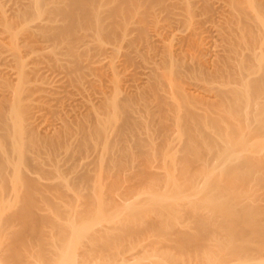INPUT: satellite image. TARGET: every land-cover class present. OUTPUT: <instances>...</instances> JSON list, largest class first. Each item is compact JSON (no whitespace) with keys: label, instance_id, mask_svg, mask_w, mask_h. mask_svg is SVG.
<instances>
[{"label":"bare ground","instance_id":"1","mask_svg":"<svg viewBox=\"0 0 264 264\" xmlns=\"http://www.w3.org/2000/svg\"><path fill=\"white\" fill-rule=\"evenodd\" d=\"M210 1L27 0L21 18L35 13L42 22H22L24 44L10 31L11 20L4 21L15 37L10 54L19 67L4 69L0 88V264H264V0H232L219 17L214 12L195 21L198 11H214ZM160 10L179 16V28L156 33L159 51H138L153 58L145 70L115 67V97L103 98L115 114L103 118L105 109L90 98L86 110L68 105L70 115L61 102L69 114L58 118L59 130L46 128L52 136L40 139L37 116L29 111L36 90L14 82L27 74L22 49L31 42H67L72 58L82 33L103 46L114 26H126L127 36L132 19L151 15L155 21ZM47 44L33 54L60 55ZM215 61L219 66L207 72ZM198 78L202 87L186 86L185 80ZM26 91V98L13 99ZM40 144L65 145L75 157L94 160L78 183L64 178L68 165L57 170L58 178H34L36 159L29 153Z\"/></svg>","mask_w":264,"mask_h":264},{"label":"rangeland","instance_id":"2","mask_svg":"<svg viewBox=\"0 0 264 264\" xmlns=\"http://www.w3.org/2000/svg\"><path fill=\"white\" fill-rule=\"evenodd\" d=\"M167 1V4L169 5L170 3H175L176 2V0H166ZM197 1V0H196ZM201 1H203V0H198V2H201ZM212 1V2H211ZM210 2L211 3H213L212 4V13H208V12H205L204 14H202V12L200 13V11H198V15H197V17L195 18V21L196 20H198V19H201V18H206V17H212V16H215V14H217L216 16H220L219 15V13H221V11L223 10V11H227L229 8H231V6H229V5H227V4H229L230 2L229 1H232V0H211ZM222 1V2H221ZM223 1H225V2H223ZM2 2V3H1ZM25 3H28L27 2V0H0V41H4L3 43L2 42H0V88L2 87V86H5V82H4V78L6 77L5 75H3V72L5 71V70H7V68L8 69H12V66H13V69H15V68H18L19 67V63L16 61V60H14L13 58H12V56H11V54L13 55L15 52H16V47H15V45H14V43H13V39L15 38L14 36V38H12V35H10V31L13 33L14 32V34L13 35H18L17 37H18V42H19V40H21L20 41V43L22 44H24V40H27V31L25 30V32H24V30L23 29H21L22 27H23V25L24 24H22V22H24V21H26V22H24V23H26V25H30V26H37L38 25V23H41L42 22V20H40V19H35V13H30V14H28L29 16L27 17V20H25L24 19V17L23 18H21V13H20V6H22V4H24L25 5ZM112 3H114V2H112ZM116 3V2H115ZM111 4V7H112V10L113 9H115L116 8V4ZM225 3V4H224ZM202 4V3H201ZM204 4V3H203ZM223 5V6H222ZM225 5H226V7H225ZM110 6V4H108V7ZM222 6V7H221ZM227 6H229V8L227 7ZM110 7V8H111ZM115 7V8H114ZM215 7V8H214ZM109 8V9H110ZM147 8V7H146ZM217 8V9H216ZM203 9V8H202ZM216 9V10H215ZM184 10H185V7H184ZM178 11H180L181 12V10H178ZM178 11H175L176 13L178 12ZM217 11V12H216ZM222 11V12H223ZM16 12V13H15ZM214 12H215V14H214ZM159 13V14H158ZM166 13H168V12H166V11H162V10H160V11H158L157 12V17H158V19L156 18V23L154 24V18L152 17L151 18V15L149 16V17H146L145 19H142L141 18V20H140V18H135V19H132V20H135V21H130V22H132L131 23V25L128 27V28H130V29H128V32H127V36L126 35H124L126 32H124V29H126L125 27L126 26H121V28L119 27V26H114V27H116V28H112V29H114V30H112L111 31V37H108L107 36V38H106V40L105 39H103V37H102V39L103 40H105L104 41V43L102 44L103 46H101V44L100 45H98L99 43H102V42H100L99 41V43H98V41L96 42V47L100 50H98L96 47H95V45H94V43L95 42H91V37H90V39H88L89 37L87 36L86 38H85V36L86 35H84L83 33L81 34L82 35V37L84 36V40L82 39L81 41H80V45H76V47H74L73 48V55H75V56H71L72 58H70V56L68 55L69 53L67 52V50L69 51V47H71V45L69 46V45H67L68 43L67 42H61V43H59V42H56V43H59V44H57V47L55 46L56 44H55V42L53 41V42H49V44H47V43H45L44 41L43 42H41L42 44H37V42H31L30 44H28V46H26L27 48H23L22 49V52H24V54H27L28 55V57L29 58H27V61L26 62H24L25 64H24V66L26 65V67L27 68H25V70H26V72H27V74H26V77H25V79H23V81L21 80V79H19V78H17V77H14V82L16 83V84H19L20 82H21V85H23L24 83H25V85L26 86H30V89H31V87H32V89H35L36 91L34 92V93H31L32 95H30V93H29V91L27 92L26 91V94H23L24 92H18L17 94H16V96L14 95L13 96V99H17V100H19V99H24V98H26L27 96H31L32 97V99H31V97H30V99L32 100V102H31V106H30V108H29V111L31 112V113H33L34 114V116L36 117V121L38 122L37 123V128H36V131H37V133L38 132H40V133H38V135L40 136L39 138L40 139H42L43 137V139H45V137L47 138V137H49V135L50 136H52V134H51V132L50 131H53L52 129H54V127L57 129V130H59L58 129V127H60V126H58V125H61V120H58V118H63L62 116H64L65 118H66V116L69 114H66V113H64L66 110L67 111H70V110H68L69 108V106H70V104H72L73 105V107L75 106H78L79 108L77 109V110H82L83 108V110H86V108H85V105H86V99L87 100H89L90 98L91 99H93L96 103H97V106H100L101 105V109H105L106 110V108H107V110L105 111H103V110H100V111H103V118H109V117H111V116H113L114 114H115V109L114 108H111V107H105L106 106V104H105V106H103L104 104H103V98L105 99V97H111V94H112V97H115V94L113 95V91H114V89L113 88H115V87H112V89H111V86H116L115 84L116 83H111V82H114V70H115V67H117V69H119V67L121 68L120 70L121 71H123V70H125L126 68V70H129L130 71V69H131V71L130 72H134L135 70L136 71H143V70H145V68H148L149 66H148V64L150 65L153 61H152V59L153 58H151L150 56H148L147 58H149V60H147V58H145L146 56H141L142 54H143V51H144V53L146 52V50H147V47H152V49H154L155 51L157 50V51H159V48H160V43H159V38H158V36H157V34L156 33H158V31L160 32H162L163 30V32L165 33V31L166 32H168L170 29L171 30H173V28L174 29H177V27L179 28V25H178V23H176L177 22V20H175L174 18H178L176 15H174V14H171L170 12L168 13V14H166ZM208 13V14H207ZM200 14V15H199ZM202 15V16H201ZM207 15V16H206ZM161 16V17H160ZM166 16V17H165ZM174 16H176V17H174ZM3 17V18H2ZM10 17V18H9ZM173 19H172V18ZM16 18V19H15ZM160 18V19H159ZM8 19V20H7ZM167 19V20H166ZM10 21V22H8V23H13V25L11 24V29H12V27H13V29L12 30H8V29H6V27H5V23L6 22H4V21ZM163 20V21H162ZM166 20V21H165ZM173 20H175L174 22H173ZM45 23L47 22V21H45V20H43ZM66 21H68V20H66ZM118 21H119V19H118ZM153 21V22H152ZM162 21V23H159V22H161ZM172 21V22H171ZM1 22H2V24H1ZM4 23V24H3ZM22 25H21V24ZM67 22H62L61 24H63V25H65ZM139 23V24H138ZM165 23V24H164ZM172 23V24H171ZM20 24V25H19ZM135 24V25H134ZM136 24H137V26H136ZM163 24V25H162ZM182 24V23H181ZM3 25V26H2ZM155 25V26H154ZM160 25V26H159ZM178 25V26H177ZM157 26V27H156ZM166 28H165V27ZM174 26V27H173ZM185 26H186V23H184L183 25H180V28L182 27V29L181 30H184L185 29ZM168 27V28H167ZM4 28V29H3ZM15 29V30H14ZM115 29H117V30H115ZM119 29H121V30H119ZM161 29V30H160ZM23 31V33H22V31ZM19 31H21V33L19 32ZM120 31H122L123 32V34H122V32L120 33ZM132 31V32H131ZM130 32V33H129ZM18 33V34H17ZM134 35H133V34ZM4 35V36H3ZM120 35V36H119ZM146 35V36H145ZM102 36H106V35H102ZM122 36V37H121ZM157 36V37H156ZM125 37H127V38H125ZM9 38V39H8ZM12 38V39H11ZM26 38V39H25ZM117 38H118V40H117ZM134 38V39H133ZM88 39V40H87ZM154 39V40H153ZM214 39H216L217 40V42H216V40H214ZM213 39V41H215V42H213L214 44H211L212 46H211V48H212V50H214V52H217L218 51V44H219V42H220V39L219 38H214ZM219 39V40H218ZM121 40V41H120ZM131 40V41H130ZM12 41V42H11ZM24 41V42H23ZM119 41V42H118ZM129 41V42H128ZM108 42V43H107ZM109 42L112 44H110L109 45ZM118 42V43H117ZM158 42V45H154V43H157ZM43 43H45V44H47V46H49L50 47V49H52L53 50V47H54V50L58 53V50H59V54L60 55H57V57H56V55L55 56H53V55H41L40 54V56L38 55V54H33V50L34 49H38V48H40V45H43V47L45 46V44H43ZM79 43V42H78ZM77 43V44H78ZM83 43V44H82ZM91 43V44H90ZM98 43V44H97ZM8 44V45H7ZM54 45V46H52V45ZM117 44V45H116ZM120 44V45H119ZM122 44V45H121ZM130 44V45H129ZM152 44V45H151ZM39 45V46H38ZM84 45V46H83ZM115 45V46H114ZM23 46V45H22ZM66 46V47H65ZM80 46V47H79ZM82 46V47H81ZM88 46V47H87ZM101 48H100V47ZM114 46V47H113ZM155 46V47H154ZM157 46V47H156ZM15 47V48H14ZM52 47V48H51ZM66 48V49H64V48ZM103 47V48H102ZM107 47V48H106ZM113 47V48H112ZM116 47V48H115ZM119 47V48H118ZM127 47H128V49H127ZM80 48V49H79ZM91 48V49H90ZM96 48V49H95ZM106 48V49H105ZM122 48V49H121ZM216 48V49H215ZM60 49H62V50H60ZM89 49V50H88ZM102 49V50H101ZM109 49V50H108ZM87 50V51H86ZM97 50V51H96ZM103 50H104V52H103ZM107 50H108V52H107ZM111 50H112V52H111ZM113 50H115L114 52H113ZM121 50V51H120ZM142 50V51H141ZM216 50V51H215ZM27 51V52H26ZM61 51V52H60ZM128 51V52H127ZM140 53H142V54H140ZM63 52V53H62ZM65 52V53H64ZM99 52H102V53H99ZM132 54H131V53ZM137 52V53H136ZM1 53H2V55H1ZM4 53V54H3ZM11 53V54H10ZM66 53H67V56H69V57H67L66 56ZM96 53V54H95ZM98 53V54H97ZM103 53L105 54V55H103ZM108 53V54H107ZM50 54V53H49ZM31 55V56H30ZM61 55H63L64 57H65V59H64V57L63 56H61ZM76 55H77V57H76ZM97 55V56H96ZM117 55V56H116ZM119 55V56H118ZM140 55V56H139ZM6 56V57H5ZM41 56H44V57H41ZM51 56V57H50ZM53 56V57H52ZM80 58H79V57ZM111 56H113V57H111ZM114 56H115V58H114ZM30 57H32V58H30ZM61 57H63V58H61ZM102 57V58H101ZM124 57V58H123ZM43 58V59H42ZM53 58V59H52ZM61 58V59H60ZM76 58H78V59H76ZM100 58L102 59L101 61H102V63H99V61H100ZM121 59V60H120ZM6 60V61H5ZM11 60V61H10ZM64 60V61H63ZM66 60V61H65ZM99 60V61H98ZM221 60H223L222 58H221ZM221 60H218L219 62L221 61ZM3 61V62H2ZM9 61H10V63H9ZM51 61V62H50ZM76 61V62H75ZM97 61V62H96ZM30 62H31V64H30ZM33 62V63H32ZM63 62V63H62ZM66 62H68V63H66ZM107 62V63H106ZM130 62V63H129ZM150 62V63H149ZM218 62V63H219ZM9 63V64H8ZM27 63V64H26ZM64 63H66V64H64ZM69 63H71V65L69 64ZM92 63H94V64H92ZM217 63V61H215L214 63L213 62H211V63H209V69L207 70V72H211V70L212 71H214L215 69H216V67L217 66H219V64H221V62L218 64ZM117 64V65H116ZM119 64V65H118ZM190 64H191V62H190ZM10 65H12V66H10ZM37 65V66H36ZM104 65V66H103ZM130 65V66H129ZM212 65V66H211ZM214 65V66H213ZM7 66V67H6ZM10 66V67H9ZM17 66V67H16ZM50 66V67H49ZM98 66V67H97ZM112 66V67H111ZM137 66V67H136ZM147 66V67H146ZM211 66V67H210ZM85 67V68H84ZM124 67H126V68H124ZM133 67H134V69H133ZM32 68V69H31ZM42 68H43V70H42ZM66 68V69H65ZM80 68V69H79ZM143 70H142V69ZM2 69V70H1ZM5 69V70H4ZM38 69V70H37ZM33 70V71H32ZM41 70V71H40ZM50 70V71H49ZM100 70V71H99ZM119 70V71H120ZM37 71V72H36ZM73 71H75V72H73ZM31 72H32V76H31ZM38 73V75L36 74V73ZM102 72H103V74H102ZM111 72V73H110ZM42 73V74H41ZM53 73V74H52ZM80 73H82V74H80ZM113 73V74H112ZM44 74V75H43ZM59 74V75H58ZM107 74V75H106ZM38 76V78H37V76ZM40 75H42V76H40ZM53 75H55V76H53ZM68 75V76H67ZM90 75H92V76H90ZM34 76V77H33ZM40 76V77H39ZM44 76V77H43ZM45 76H46V78H45ZM53 76V77H52ZM86 76V77H85ZM108 76V77H107ZM49 77L53 80L52 81V84H51V79H49ZM56 79H55V78ZM31 78V79H30ZM42 78V79H41ZM48 78V80H49V82H46L47 79ZM105 78H107V79H105ZM2 79H3V81H2ZM30 79V80H29ZM33 79H34V81H33ZM44 79V81H43V83H41L42 82V80ZM78 79H80V80H82V82L80 81V80H78ZM84 79V80H83ZM16 80H17V82H16ZM27 80V81H26ZM56 80V81H55ZM222 79H220V81H221ZM20 81V82H19ZM26 81V82H25ZM36 81V82H35ZM58 81V84H55L56 82ZM44 82H45V84H44ZM77 82H79L80 84H78ZM85 82V83H84ZM87 82V83H86ZM185 82H187V83H189V84H187L186 86H190V89H193L194 90V88L196 89V88H200L199 86H203L204 84H203V82H202V80H200L199 78L198 79H193V80H185ZM191 82V83H190ZM200 82V83H199ZM219 82V81H218ZM222 82V81H221ZM33 83V84H32ZM36 85H35V84ZM41 84V85H37V84ZM70 83H71V85H70ZM1 84H4V85H1ZM43 84V85H42ZM49 84V85H48ZM51 84V85H50ZM55 84V85H54ZM98 84V85H97ZM105 84V85H104ZM191 84H192V86H191ZM34 85V86H33ZM53 85V86H52ZM73 85V86H72ZM104 87H103V86ZM111 85V86H110ZM195 85H197V86H195ZM39 86V87H38ZM43 86H44V88H43ZM47 86V87H46ZM85 86V87H84ZM43 88V91H41L42 90V88ZM49 87V88H48ZM52 87H55V89L54 88H52ZM56 87H58V88H56ZM59 87H60V89H59ZM110 87V88H109ZM40 88H41V90H40ZM83 88V89H82ZM103 88V89H102ZM107 88V89H106ZM47 89V90H46ZM62 89V90H61ZM85 89V90H84ZM90 89V90H89ZM93 89V90H92ZM59 90V91H58ZM97 90V91H96ZM106 90V91H105ZM48 91V92H47ZM50 91H53V92H50ZM55 91H58V96L60 97L59 99H60V101L59 102H56V98H58L57 97V94L55 93ZM82 92V93H80V92ZM84 91H86V93L84 92ZM93 91V92H92ZM46 92H47V94L49 93V95H47L46 94ZM65 93V94H63V93ZM43 93V94H42ZM75 93V94H74ZM97 93V94H96ZM28 94V95H27ZM33 94H35V96L33 95ZM41 94V95H40ZM83 95V97H82V95ZM21 95V97L19 98V96ZM26 95V96H25ZM45 96V98H43L44 96ZM66 95V96H65ZM211 95H212V93H211ZM48 96V97H47ZM94 96V97H93ZM41 97H42V99H41ZM47 97V98H46ZM63 97H64V99H63ZM69 97V98H68ZM80 97V98H79ZM86 97H88V98H86ZM85 98V99H84ZM3 98H2V94H1V91H0V101L2 100ZM42 101H41V100ZM36 101V103H35V101ZM74 100V101H73ZM106 100V99H105ZM105 100H104V102H105ZM39 101H40V104H39ZM51 101V102H50ZM69 101V102H68ZM99 101V102H98ZM102 101V102H101ZM43 102V103H42ZM46 102V103H45ZM49 102V103H48ZM53 102V103H52ZM61 102H64L63 104L65 105V106H67V109L65 110V111H62L63 109H61L59 106L60 105H62V104H59V103H61ZM71 102V103H70ZM42 103V104H41ZM52 103V104H51ZM76 103V104H75ZM99 103V104H98ZM34 106H33V105ZM46 104H48V105H46ZM51 104V105H50ZM54 104L56 105V106H54ZM57 104H58V106H57ZM84 104V107L83 106H80V105H83ZM44 105V106H43ZM50 105V106H49ZM52 105H53V107H52ZM69 105V106H68ZM108 105V104H107ZM2 105H1V103H0V112L3 110L2 108L3 107H1ZM103 107V108H102ZM49 108H51V109H49ZM57 108V109H56ZM82 108V109H81ZM109 108V109H108ZM47 109V110H46ZM49 109V110H48ZM56 110V111H55ZM61 110V111H60ZM38 112L40 113V114H38ZM61 112V113H60ZM106 112V113H105ZM112 112V113H111ZM56 113V114H55ZM59 115H58V114ZM108 113H109V116H108ZM110 113L112 114L111 116H110ZM72 113H71V111H70V115H71ZM104 114H106L107 115V117L106 116H104ZM56 115V116H55ZM59 116V117H58ZM124 115H122L121 116V114H120V116L118 117V119H117V126H119L120 125V122H121V117H123ZM57 117V118H56ZM38 118V119H37ZM39 118H40V120H39ZM121 118V119H120ZM64 119V118H63ZM120 119V120H119ZM39 120V121H38ZM59 121V122H58ZM120 121V122H119ZM48 122V123H47ZM57 122V123H56ZM118 122H119V125H118ZM27 123V120H26V118H22L21 120H20V124H23V125H25ZM41 123H42V126H41ZM39 124V125H38ZM56 124V125H55ZM42 128V129H41ZM44 128V129H43ZM49 129L48 130V132L47 133H49V134H45V131H47V129ZM39 129H41V130H39ZM44 133V134H43ZM48 135V136H47ZM73 141V140H72ZM69 142L70 144H74L75 143V141H73V142ZM68 143V144H69ZM110 144L109 143H107L106 145H104L103 144V146H108V147H110L109 146ZM40 146H42L41 144H40ZM40 146H36L35 148H33L31 151H30V153H29V156H31V157H34V159H36L35 160V162H36V164H35V167H34V169H33V173H32V177H34V178H40V177H55V178H58V169L59 168H61V167H63V165L65 166V167H68L69 168V171L67 172V173H65V179H72L73 181H75L76 180V183H78V177H80V173L82 174V173H85L84 171H85V168H87V170L89 169V163L90 162H92L93 160H94V157L91 155H87V154H84V155H81L80 157H79V155L78 156H76L77 157V160L76 159H74V155L69 151V150H67L68 148H67V146H65V145H63V146H58L57 147V149L56 148H54V149H50L49 148V146L47 145V146H45V147H40ZM107 147V148H108ZM64 149V151H63V149ZM35 149H37V150H35ZM66 149V150H65ZM46 150V151H45ZM53 150V151H52ZM41 151V152H40ZM65 151H66V153H65ZM36 152V153H35ZM69 153H71V155H70V157H69ZM73 155V156H72ZM86 155V156H85ZM83 156V157H82ZM67 157V158H66ZM75 157V158H76ZM86 157V158H85ZM81 158V159H83V160H79V159ZM33 159V158H32ZM67 160H69V162H66ZM74 160H75V162H74ZM64 161V162H63ZM73 162V163H72ZM67 163V164H66ZM75 163V164H74ZM86 163V164H85ZM44 164V165H43ZM62 164V165H61ZM40 165V166H39ZM47 165H49V166H47ZM61 165V166H60ZM68 165V166H67ZM74 165V166H73ZM76 165V166H75ZM36 166H38L37 167V169H36ZM59 166V167H58ZM72 166H73V168H72ZM84 166V167H83ZM45 170H44V169ZM67 168V169H68ZM73 169V171H71ZM47 170H49V171H47ZM86 170V171H87ZM45 171V172H44ZM156 171H159V170H156ZM44 172V173H43ZM53 172V173H52ZM70 172H71V174H70ZM52 173V174H51ZM78 173V174H77ZM43 174V175H42ZM46 174L47 175H49V176H46ZM51 174V175H50ZM45 175V176H44ZM52 175H54V176H52ZM56 175V176H55ZM75 178V179H74ZM60 181H62V179H56V182L55 183H59ZM138 187H139V185H137ZM138 187H136V188H138ZM128 194V193H127ZM124 196H126L127 197V195H126V193H124Z\"/></svg>","mask_w":264,"mask_h":264}]
</instances>
